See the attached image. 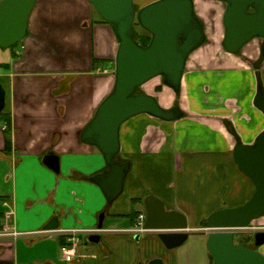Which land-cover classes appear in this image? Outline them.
Returning a JSON list of instances; mask_svg holds the SVG:
<instances>
[{"label": "crops", "instance_id": "0c3cea01", "mask_svg": "<svg viewBox=\"0 0 264 264\" xmlns=\"http://www.w3.org/2000/svg\"><path fill=\"white\" fill-rule=\"evenodd\" d=\"M195 5L207 42L187 62L179 96L184 117L165 122L144 114L122 126L120 156L132 167L112 204L90 181L107 169L105 160L80 138L114 87L119 42L111 26L88 0H37L28 36L16 47L0 48L6 90L0 114V264H188L187 252L168 249L159 232L134 231L140 215L146 216L148 196L185 215L190 236H203L197 253L211 264L204 222L216 211L244 205L256 190L234 149L254 144L264 131V114L255 105L259 87L264 89L263 41L250 42L239 54L227 52L225 4ZM155 86L147 93L164 108L174 107L175 92L162 84L157 92ZM50 153L60 158L59 174L43 163ZM53 219L58 228L47 229ZM74 229L100 230L102 238L93 244L91 235H83L81 251L88 258L68 263L62 248L65 231Z\"/></svg>", "mask_w": 264, "mask_h": 264}, {"label": "water", "instance_id": "95a60500", "mask_svg": "<svg viewBox=\"0 0 264 264\" xmlns=\"http://www.w3.org/2000/svg\"><path fill=\"white\" fill-rule=\"evenodd\" d=\"M100 18L107 22L118 42L115 83L111 93L101 102L93 119L81 132V141L93 146L103 156L107 169L90 178L100 187L109 204L124 192L132 164L121 159V128L130 119L149 115L165 122L184 117L179 105L164 108L159 100L146 92L138 93L147 83L161 78L163 85L179 94L190 56L207 42L203 21L196 12L195 0H158L137 9L135 0H88ZM225 4L223 16L224 49L239 54L250 42L263 41L264 0H213ZM37 0H2L0 2V48L8 50L20 44L29 34V20ZM136 24L151 35L148 46L136 39ZM256 107L264 114V89L259 87ZM6 106V90L0 83V114ZM234 159L240 170L252 181L255 193L238 208L211 214L204 222L207 248L214 264H264V254L245 243H237L239 231L248 230L264 218V131L254 144L238 143ZM43 163L57 174L60 158L52 153ZM145 232L157 231L168 249L187 242L191 234L184 214L169 211L154 196L144 199ZM105 214L100 217L103 229ZM53 219L47 229H57ZM101 234H93L89 242L99 244ZM255 247L264 246V232L256 233ZM150 264H163L153 260Z\"/></svg>", "mask_w": 264, "mask_h": 264}, {"label": "rangeland", "instance_id": "374dc122", "mask_svg": "<svg viewBox=\"0 0 264 264\" xmlns=\"http://www.w3.org/2000/svg\"><path fill=\"white\" fill-rule=\"evenodd\" d=\"M155 1H158V0H135V3H136V6H137V9H141L143 8L144 6L150 4V3H153ZM211 3V5H215V6H222L221 3H218V2H211L209 0H197V6L198 8L199 7H202L203 5L207 4V3ZM96 12V11H95ZM96 14V13H95ZM138 31L142 32V28L141 27H138L137 28ZM145 31V30H144ZM161 84L163 85V81L161 78H158V79H155V80H152L148 85H145L142 89H141V93L142 92H148V88L151 87V85H156L155 89L157 90L158 87H161ZM162 88V87H161ZM158 92V91H157ZM169 93H166L165 94V98L167 100V102H169V97H168ZM175 106V105H174ZM262 221L259 220V221H255L253 223V226L255 228H259L260 227V223ZM251 230L248 229V230H244V231H239L238 235L239 236H246V237H249L250 238V233ZM202 238L203 236L202 235H199V234H193L189 237V239L187 240V242L181 246L179 249L183 250L185 254L187 252L188 256L190 257V261L188 264H210L209 261L205 262L203 260V257L200 256V254H198L197 252H199L198 250H196V248H199L200 246V243L202 242ZM236 240L238 241V237H236ZM205 246H206V251L208 254L209 251H208V248H207V238H206V241H205ZM183 248V249H182Z\"/></svg>", "mask_w": 264, "mask_h": 264}, {"label": "built area", "instance_id": "2783aa9c", "mask_svg": "<svg viewBox=\"0 0 264 264\" xmlns=\"http://www.w3.org/2000/svg\"><path fill=\"white\" fill-rule=\"evenodd\" d=\"M108 73V71H105ZM146 216L144 214L140 215L139 220L140 223L136 226L135 232L142 233L144 232L143 225L145 222ZM250 230L254 231L256 228L252 226ZM100 230H91V231H84V230H68L65 231L66 235V246L62 248V253L68 263H76V262H83L88 258V255L81 251V246L83 245L82 236L86 235H93L99 233ZM17 236V234H13Z\"/></svg>", "mask_w": 264, "mask_h": 264}, {"label": "trees", "instance_id": "16d2710c", "mask_svg": "<svg viewBox=\"0 0 264 264\" xmlns=\"http://www.w3.org/2000/svg\"><path fill=\"white\" fill-rule=\"evenodd\" d=\"M101 19V18H100ZM101 22L102 23H105V24H108L107 22H105L104 20L101 19ZM109 25V24H108ZM138 27L139 24H136V34H135V39L143 46H148L150 41H151V35L147 32V31H144V29L142 30V32L138 31ZM17 46V45H16ZM15 46V47H16ZM264 57H262L263 59ZM261 62V61H260ZM260 62L258 63V66H260ZM149 84V83H148ZM147 84V85H148ZM153 88V86L151 85V87L148 88V90H151ZM162 88L161 87H158L157 88V91H161ZM169 92V91H168ZM138 93H141V89L138 90ZM167 93V92H166ZM165 93V94H166ZM164 94V96H165ZM177 95V99L175 101V106L176 105H179V96H180V93L179 94H176ZM163 96V97H164ZM2 114V113H1ZM8 122V127L11 126V122H10V119L7 121ZM6 141H7V150L11 148L12 146V136H11V133H9L8 131L6 132ZM210 259H211V264H214V261H213V258L212 256H210Z\"/></svg>", "mask_w": 264, "mask_h": 264}, {"label": "flooded vegetation", "instance_id": "af4514ba", "mask_svg": "<svg viewBox=\"0 0 264 264\" xmlns=\"http://www.w3.org/2000/svg\"><path fill=\"white\" fill-rule=\"evenodd\" d=\"M262 57H264L263 56V54H262ZM262 57H261V59H262ZM264 59V58H263ZM258 232H264V224L263 223H260V227L259 228H256V230H254V231H252L251 230V234H250V238L249 237H246V236H239V235H237L236 237H238V241H237V243H241V242H243V243H245L246 244V246L247 247H249V248H252V249H261L262 247H260V248H256L255 247V239H254V237H255V235H256V233H258Z\"/></svg>", "mask_w": 264, "mask_h": 264}]
</instances>
